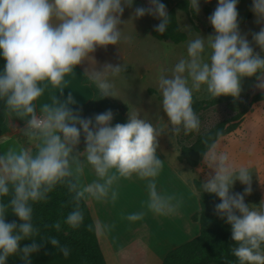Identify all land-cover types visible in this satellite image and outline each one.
Wrapping results in <instances>:
<instances>
[{
  "label": "clouds",
  "instance_id": "clouds-1",
  "mask_svg": "<svg viewBox=\"0 0 264 264\" xmlns=\"http://www.w3.org/2000/svg\"><path fill=\"white\" fill-rule=\"evenodd\" d=\"M133 3L0 0V101L26 117L21 134L27 138V146L18 151L9 148L0 152V264H7L12 256H18L21 264H31V256L41 246L36 242L33 204L47 200L57 185H65L76 202L63 220L72 229L83 223L79 201L85 193L98 201H115L113 185L119 178L145 181L147 209L161 216L174 214L181 201L157 189L156 178L163 166L157 155L158 137L166 131L178 135L199 130L200 119L192 106L194 92L236 99L243 78L255 76L259 88L264 84V0H252L251 10L261 26L252 33L251 42L240 30L238 0H216L208 17L213 33L189 39L186 56L174 64L170 75L158 78L160 107L167 117L163 127L129 112L125 122L113 124L111 109L82 117L71 107L76 103L71 91L65 98L57 97L51 105L38 108L34 102L45 82L60 87L62 93L67 74L94 60L97 48L118 44L122 39L121 15ZM188 3L199 12L200 0ZM147 4L135 7L133 15L157 17L155 31L165 32L170 20L165 4L162 0H147ZM102 68L91 72L88 80L101 98L114 97L115 85L108 77L119 76L124 66L105 63ZM81 136L84 150L77 151ZM216 136L205 142L201 153L202 165L211 171L198 187L191 183L190 172L179 171V176L195 191L218 198L214 212L230 225L235 264H264V199L259 204L245 202L244 197L252 191L249 165L234 162L218 147L221 133ZM85 164L91 166L97 179L81 186L78 178ZM237 181L244 186L242 192L233 190ZM9 212L19 222L6 220ZM143 215V211H136L126 218L137 221ZM52 226L61 229L60 221ZM100 230L106 234L109 226L102 225ZM25 240L31 242L21 245ZM39 240L47 241L63 256L69 255V248L55 236Z\"/></svg>",
  "mask_w": 264,
  "mask_h": 264
},
{
  "label": "crops",
  "instance_id": "crops-1",
  "mask_svg": "<svg viewBox=\"0 0 264 264\" xmlns=\"http://www.w3.org/2000/svg\"><path fill=\"white\" fill-rule=\"evenodd\" d=\"M137 6L148 7L149 5L147 0H134L131 7H125L121 15L123 23L120 25L122 39L116 46L109 45L107 48H97L93 53L95 61H85L78 65L72 73L67 74L62 85L64 88L62 93H60V87L53 86L47 82L44 83L41 96L34 102L38 108L44 104L51 105L57 97L58 99L65 98L71 91L76 101L71 107L74 112L84 117L83 107L94 96L90 83H85L84 78H88L89 74L94 70H103L102 66L105 63L121 64L124 66V71L117 77H108L115 85V96L107 98L125 108V112L120 110L113 112L112 123H123L128 119V112L131 114V97L134 96V88L137 85L136 80H142L145 77L142 71L146 69L147 65L145 63L148 36L146 14L143 17H135L133 13ZM149 37L154 42H161L151 34ZM144 90H146V86ZM193 94L199 99L211 97L203 96L202 94H205L203 92H194ZM145 96L149 99L140 101L141 103L138 108H135L134 113L153 124L159 123L163 127L167 122V117L160 107V101L154 99L147 92ZM147 105L151 106V109L159 108L157 111L151 112V110H147ZM9 111L24 127L26 117L19 112ZM19 139L17 136H11L8 133L0 136V152L7 151L6 149L9 148L18 151L19 148L25 147V143H22ZM175 144H173L170 131H166V133H162L158 137L157 155L163 160V166L156 178L157 189L166 195L175 196L181 203L174 214L161 216L151 213L150 216L155 220L154 224H157V229L159 230H157V233L153 234L147 223H145L144 227L147 225L148 228L144 229V236L142 237L137 236L123 241L117 240V237L113 235L114 233L109 232V230L104 234L101 232L100 226L105 225L104 222L109 223L106 219L108 206L104 205V208L107 209V214H103L98 208V203L101 202L103 204L106 199L98 201L90 198L87 193L82 197L88 204L95 222L97 238L107 264H162L169 251L189 241V236L193 233V226L198 223L195 221V223L191 222L193 221L191 217L199 210V195L189 184L181 180L179 171L190 172L191 183L195 185V180H204L211 170L205 168L202 162L196 167L180 162L178 159L180 154L179 147ZM218 147L227 151L234 162L249 165L252 172V191L244 199L246 203L259 204L264 199V117L256 114L254 119L244 118L237 129L219 139ZM249 148L252 149L251 152L248 151ZM76 150L79 151L77 148ZM95 179L97 177L93 169L90 165L85 164L78 178L79 184L83 186ZM133 179L137 181L142 193L147 197L145 181L136 177H133ZM243 187L237 181L233 185V190L242 192ZM131 248L135 249V252L129 255L128 252ZM109 251L111 254L108 255Z\"/></svg>",
  "mask_w": 264,
  "mask_h": 264
},
{
  "label": "trees",
  "instance_id": "trees-1",
  "mask_svg": "<svg viewBox=\"0 0 264 264\" xmlns=\"http://www.w3.org/2000/svg\"><path fill=\"white\" fill-rule=\"evenodd\" d=\"M162 2L170 16L169 24L165 32L159 33L153 29L151 35L160 41L184 42L187 35L177 22L175 10L172 7L173 0H162ZM176 7L186 11L192 19L197 15L188 0L177 2ZM84 82L90 83L88 78H84ZM90 85L94 96L83 107L84 117H92L107 109H111L112 113L116 110L125 112V108L119 104L107 97L101 98L94 86L91 83ZM249 99L248 92H241L236 99L230 96L199 99L193 95L192 106L200 119V128L198 131L187 134L183 131L178 135L173 134L180 151L179 161L196 167L201 162V153L205 150L206 141L217 139V132L221 133L218 138L220 139L239 127L249 110ZM218 106L225 108L226 115L218 117L211 123L208 114ZM5 112L10 113L0 101V136L8 131ZM72 197L73 194L65 185H57L48 194L47 200L33 204V222L38 228L36 242L41 246L31 256V264H107L97 238L95 222L83 198L79 201L84 217L81 226L78 229H72L63 222L64 217L76 203ZM199 203V211L191 217L200 225L199 234L169 251L162 264H235V257L231 253L234 241L231 239L230 225L214 212V205L218 203V198L213 194L201 193ZM5 218L8 221L19 222L18 218L10 212ZM56 221L61 223L60 231L52 226ZM48 236H55L60 244L66 245L69 248V255L65 257L47 241L39 240L46 239ZM30 242V240L21 241V245ZM7 264H21V260L18 256H12L8 258Z\"/></svg>",
  "mask_w": 264,
  "mask_h": 264
},
{
  "label": "rangeland",
  "instance_id": "rangeland-1",
  "mask_svg": "<svg viewBox=\"0 0 264 264\" xmlns=\"http://www.w3.org/2000/svg\"><path fill=\"white\" fill-rule=\"evenodd\" d=\"M185 0H173L172 7L175 10V15L177 22L183 32L186 33L187 39L181 43H173L171 41H161L160 43L154 42L149 35L151 31L154 29V25H156L159 20L157 17L146 14V26L148 27L147 31V44H146V69L142 71L144 73V78L142 80H136V87L134 96L131 97L130 104L132 105L130 110L131 113H134L135 108H138L140 105V101L148 100L146 92L150 94L154 99L160 101L161 94L158 88V78L160 75H170L171 70L174 64L183 56H186V47L187 41L197 35H201L203 37H207L209 34L213 33V29L211 25L208 23V17L216 7V0H200L199 12L196 13L195 18H191L190 15L176 7L177 2H181ZM252 0H238L237 3V11H238V21L242 34H246L247 38L251 42V35L253 32H256L260 28V24H258L255 20L254 13L251 10ZM160 41V40H159ZM254 51L259 52V48L253 44ZM148 50V51H147ZM256 77H245L241 82V92H248L250 94V106L249 110L244 115L246 119H254L256 114H260L264 117V84L257 86ZM146 86V90H144ZM133 90V89H132ZM132 93V95H133ZM194 95V94H193ZM207 97L208 95L202 94ZM148 106V105H147ZM159 107H155L151 109V106L147 107V110H151V112L157 111ZM9 112H5V121L6 114ZM11 114V113H10ZM209 118H211L210 122H214L218 117H223L226 115L225 108L223 106H218L215 109L209 112ZM152 116V113H151ZM243 118V119H244ZM243 121V120H242ZM22 125L15 131L12 132L8 127L7 133L11 136H17L20 138L19 140L25 143L27 146V138L21 134ZM173 144H175L174 135L171 133ZM176 145V144H175ZM33 150H35V146L33 145ZM6 149V148H5ZM77 149L82 151L84 149V139L83 136L80 138V143L77 145ZM8 150V149H6ZM5 151V150H4ZM198 180L194 181V184L198 187ZM113 187L117 190V198L115 201L110 199H106L105 203L99 202V209L101 212L108 215L107 220L109 223L104 222L105 225L109 226V232L114 233L113 235L117 237V240H127L133 239L135 237L144 236V229L149 228L152 230V233H157V224L153 217H151V211L147 209V197L142 193L141 189L137 181L133 178L124 179L119 178L113 185ZM198 192V191H197ZM199 201L201 193L198 192ZM102 204V205H101ZM104 205H107L108 208L105 209ZM102 206V208H101ZM200 209V203H199ZM143 211L144 215L142 219L137 221H129L126 217L129 213ZM199 211V210H198ZM194 212V211H191ZM197 212V211H196ZM195 223L194 221H191ZM147 223L146 227L144 224ZM193 233L190 234V239L194 238L199 234L200 225L199 223L194 224ZM159 231V230H158ZM134 248V247H133ZM131 248L128 252H135V249ZM111 252H108V255Z\"/></svg>",
  "mask_w": 264,
  "mask_h": 264
},
{
  "label": "water",
  "instance_id": "water-1",
  "mask_svg": "<svg viewBox=\"0 0 264 264\" xmlns=\"http://www.w3.org/2000/svg\"><path fill=\"white\" fill-rule=\"evenodd\" d=\"M6 124L12 132H15L20 127V123L17 121L14 115L10 113L6 114Z\"/></svg>",
  "mask_w": 264,
  "mask_h": 264
}]
</instances>
